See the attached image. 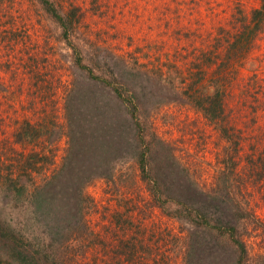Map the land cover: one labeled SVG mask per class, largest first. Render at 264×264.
<instances>
[{
    "label": "rangeland",
    "instance_id": "obj_1",
    "mask_svg": "<svg viewBox=\"0 0 264 264\" xmlns=\"http://www.w3.org/2000/svg\"><path fill=\"white\" fill-rule=\"evenodd\" d=\"M75 1L85 14L72 40L81 44L84 56L90 58L87 63L96 73H123L133 64L143 72L144 143L138 145L135 138L130 146L126 139L133 137L130 128H125L124 139L119 134L120 143L112 139L114 132L109 126L100 129L105 121L101 118L103 112L107 118L113 116L102 109L109 105L105 101L108 94L95 87L97 102L86 108L101 135L93 144L88 139L89 146L80 152L76 169L86 180L84 194L91 206L84 208L85 212L72 208L71 198L60 188H50L47 197L55 209L64 204L62 209L70 211L67 217L78 223L85 220V227H77L78 232L71 229L69 236L67 231L55 233L67 224L59 228L53 222L44 225L46 216L37 210L31 214L11 199L1 181L0 218L31 233L35 242H41L42 236L50 245L59 240L55 248L48 247V260L45 254L42 256L47 264H56L52 256L58 264H131L132 260L139 264H264V23L254 32L251 21V12L261 0ZM35 2L0 0V76L3 80L10 79L12 73L24 77L33 72L32 66L39 65L44 89L37 96L48 103L44 112L34 115L22 108L18 95L10 105L0 104V151L5 145L26 150L25 156L32 150L46 155L39 175L34 174L41 181L43 174L50 175L59 168L67 153V91L72 83L82 84L77 89H84L91 81L86 70L75 65L69 44L63 38L59 40L60 29L47 20ZM87 37L105 47L102 52L93 51ZM182 50L191 53L180 55ZM94 54L96 59L91 61ZM35 56L39 63L30 64ZM134 56L139 57L138 63ZM164 62L168 65L154 71L155 65ZM27 76L29 83L17 77L3 86L10 90L20 86L22 90L36 80L35 76ZM213 83L223 90L226 104V119L219 122L205 117L185 94L189 87L210 90ZM2 94L0 90L4 97ZM26 118L44 123V131L34 141L25 138L19 145L15 142L16 130ZM137 149L146 153L149 174L158 169L159 176L169 183L163 188L164 198L172 196L171 185L182 184L188 178L205 192L229 195L226 204L234 208L228 211L234 214L248 259L239 263L238 252L208 231L199 237L208 252L199 257L187 255L194 228L169 214L177 207L175 204L157 206L152 185L143 179L138 166ZM107 152L111 160L105 166L109 171L100 175L99 155L104 154L109 161ZM11 158L0 159V177L13 169L19 174L12 163L6 162ZM165 168H175L177 174ZM26 177L22 176L24 180ZM53 216H57L55 211ZM1 260L9 264L6 254Z\"/></svg>",
    "mask_w": 264,
    "mask_h": 264
},
{
    "label": "trees",
    "instance_id": "obj_2",
    "mask_svg": "<svg viewBox=\"0 0 264 264\" xmlns=\"http://www.w3.org/2000/svg\"><path fill=\"white\" fill-rule=\"evenodd\" d=\"M67 1L68 3L64 0H36L35 2L43 11L47 20L54 22L57 28L60 29L59 33L61 36H59V40L63 38L65 42L69 44L72 49L75 65L82 71L86 70V77L91 81L86 88L85 86L83 87L84 89H77L82 84L78 85L76 82L75 84L72 83L68 91L66 90L67 96L64 108L67 115V153L63 156V161L58 169L55 168L50 175L46 172L43 174L42 180L37 181L34 178V174L36 173V175H39L41 167L45 165L43 161H46L47 156L41 155L36 150L28 152L25 156L26 150H16L15 147L9 149L7 146L3 145L0 151V159L4 161L5 156L9 158L12 157L6 162L12 163V166H15L19 174H17L14 169L10 170L8 174L6 172V174L0 177V181L10 192L11 199L16 200L21 203L23 207L28 208L31 214L33 212L35 213V210L40 212L38 214H44L46 216L43 221L44 225L48 226L50 222H53L54 225H57V228H59L61 224L66 223L67 226L65 228L60 231L57 229L55 233L59 234L62 231H67L69 236L72 235V233L69 232L71 229H73L74 232H78L77 227L83 229L85 227L83 224L85 220L79 221L78 223L74 218L67 217L70 211L62 209L64 204L61 207L56 206L55 209L52 207L53 205L48 201L47 197L50 194V188L53 187L55 190L60 188V190L67 192L66 194L71 198L69 205L72 208L77 207L78 210L85 212L84 208H89L91 206V201L84 194L86 180L83 178L82 174H79L80 170L76 169L80 152L84 150L86 146H89L88 139L91 138L90 143L93 144L99 141V135H101L98 133L99 128H95L97 122L92 120V113L89 114L86 108L91 102L96 101L95 87H99L103 93L108 94L105 101L109 105L108 107L103 106L102 109H105L109 116H113L107 118L108 116L106 113L104 115L103 112L101 118L105 121L100 129L109 126V129L114 132L112 133L114 134L112 139H118L116 141L119 143L122 141L120 136L124 139L127 134L125 128H130L132 131L134 130L132 138H130V136L126 137L130 146L135 142V138L138 145L144 143L143 135H145L144 133L146 130L144 127L146 126L142 124L141 115L142 112L145 111L143 107L146 103L144 102L145 97L141 95V88H143L142 79L144 75L136 64L130 65L129 68H125L123 73H111L110 76H107L96 73L94 70L95 68L87 63L90 58L84 56L81 44H76L72 40V37H76L80 29L79 25L82 22L85 11H83L82 5L78 4L75 0ZM251 21L254 25V32L260 29L261 25L264 23V0H261L260 5L252 10ZM86 41L89 42L88 44L92 46L95 52H102L105 48L95 42L93 43L88 37ZM239 49L243 51L241 48ZM187 53L189 54L191 52L182 50L180 55H187ZM134 57L135 62L138 63L139 57ZM103 58L104 57H101L100 60ZM94 59H96L95 54L91 56V61ZM121 59H123V57H121ZM97 61L99 62V59ZM38 63L37 56H35L30 64L37 65ZM167 63L168 62H164L155 65L156 69H154V71L168 65ZM97 65L100 68V65ZM32 68L33 72L25 76H35L36 80H33V85H28L22 90L20 86L17 90H10L9 87L3 85L10 81H14L17 77H21L20 81L23 83L24 81L28 82L25 76L23 77L19 76L18 73H12L11 78L8 80H3L0 76V86H3L0 90L3 91L2 95H4V97L0 96V104L7 103L10 105L12 101L15 102V96L18 95V98L21 100L19 102L22 108L30 109L33 115L38 112H44V105L45 103L47 105L48 101L46 102L44 99L41 100V98L38 99L37 96L38 92H42L44 89L40 81L42 68L39 67V65L37 67L32 66ZM7 71L10 72L9 70ZM159 76L161 79L162 75L159 74ZM210 86V90L206 91H204V88L194 89V87H189L185 90V94H187L188 101L198 110L202 111L205 117L216 120L217 122L220 120L223 121L226 119V104L223 101L224 92L218 84L213 83ZM201 87H206V85L201 84ZM25 89L28 91L29 95ZM16 104H18V102ZM90 108L91 107L88 109ZM102 109L100 107V110ZM44 118L46 119L45 116ZM43 124L44 123L38 124L31 122L26 118V120L17 127V132L15 134L17 140L15 142L19 144L22 143L20 141L25 138H27L28 141H34L39 138L44 131ZM120 128L121 130L118 133ZM32 131L35 134H32ZM133 146L135 147V144ZM107 154L109 161L105 160L104 154L99 155L100 164L98 165L100 166H97L101 169L97 173L100 175H106V172L109 171V167L105 165L110 164L111 158L109 152H107ZM136 159L142 172L143 179L148 180L152 185V191H154L153 199L156 201L157 206L162 208L169 202L175 204L177 207L171 210L169 214L178 219L187 221L194 228L193 237L192 235L189 237V251L187 255L194 254L199 257L201 254L208 252V247L203 244L201 238H199L202 232L208 231L214 234V238L227 241L228 244L238 252L240 256L239 263H242V260L244 262L248 259L247 246L244 240L239 237L238 225L234 222V214L228 211L234 208L226 204L229 195L225 197L205 192L197 187L193 180L188 178L185 179L182 184H175L176 186L174 184L171 185L173 189L172 196L169 194V196L164 198L163 188L169 185L167 180L159 176L160 172L158 169L152 175L149 174L147 168L148 161L144 150H136ZM79 166H84V164H80L79 162ZM165 171L171 174H177L175 168L168 170L165 168ZM23 175L27 176L25 180L22 178ZM77 196L80 198H75ZM213 207H219V209L217 211L212 210ZM54 211L57 216H53ZM233 211L234 210H232V212ZM30 235L31 233L23 232L0 218V251H2L0 257L3 258L6 254L9 258V264H47L43 261L42 256L45 254L44 257L48 260V253L50 252L47 250L48 247L55 248L59 240L50 245L47 243L45 236L41 237V242H35ZM208 243L210 247H212L211 242L208 241ZM35 245H38L39 248H36ZM209 251H211V248H209ZM51 254L54 255L53 252ZM52 258L55 263L58 264L56 257L52 256ZM0 263L3 264V261L1 260ZM131 264L139 263L132 260ZM189 264L192 263L189 262Z\"/></svg>",
    "mask_w": 264,
    "mask_h": 264
}]
</instances>
